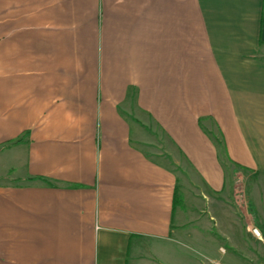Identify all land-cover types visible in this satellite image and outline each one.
<instances>
[{
    "label": "crops",
    "instance_id": "0c3cea01",
    "mask_svg": "<svg viewBox=\"0 0 264 264\" xmlns=\"http://www.w3.org/2000/svg\"><path fill=\"white\" fill-rule=\"evenodd\" d=\"M238 175L264 179V0H0V264L223 263L260 222Z\"/></svg>",
    "mask_w": 264,
    "mask_h": 264
},
{
    "label": "rangeland",
    "instance_id": "374dc122",
    "mask_svg": "<svg viewBox=\"0 0 264 264\" xmlns=\"http://www.w3.org/2000/svg\"><path fill=\"white\" fill-rule=\"evenodd\" d=\"M150 152H162V156H165L164 158H169L167 149H165V147L163 148L154 146L150 149ZM238 176H240V178L242 177V179H239V177L237 176L235 177L236 179H234V184L236 187V197L234 201L231 202V205H233V208L236 209L237 207H242L243 209H245L247 207H251V205H254V203L256 202V210H258L260 214L258 215L260 222L257 224V227L260 230L261 235L263 236V240L258 241L255 236L251 234V232H248V230H246L247 228L244 223L241 222L239 223V225L235 223V240L230 244V246H233L234 248H228L229 245H227V243H222V245L225 247V250L229 252L231 258L230 260L229 257H226L227 259L224 258L223 263H221L222 261H220V264H244L245 261H247L242 257L244 253L247 255L246 258H248L250 262L245 264H264V179H243V175ZM181 198L183 199L184 203L185 199L182 195ZM253 199H255V201ZM194 203L199 205V207L204 205V201L201 198L196 200ZM181 206L182 205L177 204L176 209H180ZM243 211L245 212V210ZM216 238L221 240L218 236H216ZM253 244L255 246H253ZM186 247L193 250L196 246L188 244V246ZM241 253H243L242 256ZM216 255L217 254H215V258H217Z\"/></svg>",
    "mask_w": 264,
    "mask_h": 264
},
{
    "label": "built area",
    "instance_id": "2783aa9c",
    "mask_svg": "<svg viewBox=\"0 0 264 264\" xmlns=\"http://www.w3.org/2000/svg\"><path fill=\"white\" fill-rule=\"evenodd\" d=\"M252 232H253L254 235L259 236V231H258L257 228H255V227L252 228Z\"/></svg>",
    "mask_w": 264,
    "mask_h": 264
}]
</instances>
